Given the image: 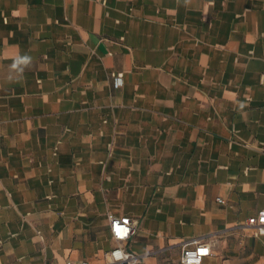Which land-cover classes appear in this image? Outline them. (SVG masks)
<instances>
[{"label": "crops", "instance_id": "obj_1", "mask_svg": "<svg viewBox=\"0 0 264 264\" xmlns=\"http://www.w3.org/2000/svg\"><path fill=\"white\" fill-rule=\"evenodd\" d=\"M263 209L264 0H0V264H264Z\"/></svg>", "mask_w": 264, "mask_h": 264}, {"label": "built area", "instance_id": "obj_2", "mask_svg": "<svg viewBox=\"0 0 264 264\" xmlns=\"http://www.w3.org/2000/svg\"><path fill=\"white\" fill-rule=\"evenodd\" d=\"M115 89L123 87V75H112ZM218 202L223 203L218 199ZM109 230L116 247L109 253L106 264H138L141 257L126 248V243L137 233L136 221L129 217H109ZM244 228L253 231L255 236H264V209L256 216L247 219ZM211 255L210 245L203 240H194L183 245L181 250V264H202ZM81 264H89L84 262Z\"/></svg>", "mask_w": 264, "mask_h": 264}]
</instances>
